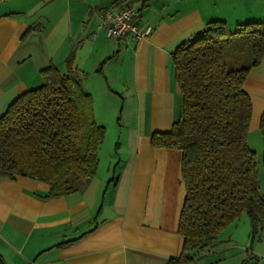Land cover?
<instances>
[{
	"label": "crops",
	"instance_id": "crops-1",
	"mask_svg": "<svg viewBox=\"0 0 264 264\" xmlns=\"http://www.w3.org/2000/svg\"><path fill=\"white\" fill-rule=\"evenodd\" d=\"M122 1L0 0V116L16 97L41 86L42 70L53 65L63 71L74 55L94 115L96 100L104 97V111L123 123L105 165L99 160L81 192L46 201L45 184L0 177V264H166L181 252V153L150 144L153 134L171 131L180 113L172 53L208 22L236 27L262 21L264 11L235 0H136L145 1L137 23L151 26L150 35L113 41L98 14ZM243 89L252 106L247 141L259 157L264 196V58ZM203 253L193 264H264V229L251 248L221 241Z\"/></svg>",
	"mask_w": 264,
	"mask_h": 264
},
{
	"label": "trees",
	"instance_id": "trees-1",
	"mask_svg": "<svg viewBox=\"0 0 264 264\" xmlns=\"http://www.w3.org/2000/svg\"><path fill=\"white\" fill-rule=\"evenodd\" d=\"M238 35L247 36L252 59L229 69L225 55ZM171 57L180 113L171 131L153 134L150 144L181 153L182 248L166 264H193L221 244V234L243 215L249 248L264 229L258 159L247 141L252 106L243 89L250 69L264 58V22L237 25L234 32L224 21L208 22ZM40 75L41 86L16 97L0 116V177L45 184L49 191L41 199L48 201L83 191L95 177L105 128L95 122L74 55L63 71L51 65ZM259 131L264 136V114Z\"/></svg>",
	"mask_w": 264,
	"mask_h": 264
},
{
	"label": "rangeland",
	"instance_id": "rangeland-1",
	"mask_svg": "<svg viewBox=\"0 0 264 264\" xmlns=\"http://www.w3.org/2000/svg\"><path fill=\"white\" fill-rule=\"evenodd\" d=\"M236 3L240 4V6H244V8H252V11L260 12L264 11V0H235ZM131 2V1H130ZM249 2H254L250 7ZM134 5H137V1H133ZM243 22V21H242ZM262 21H249L242 24L247 23H262ZM240 24V23H239ZM236 27L228 26L229 31L235 30ZM249 41L246 35H238L233 36L231 38L230 46L227 48V52L225 55V62L229 69L235 68V63L240 64L239 66H247L252 59L251 50L249 46ZM104 101V102H103ZM97 103H100L99 109H97V115H94L95 122L98 125L105 127V138L103 144L99 151V160L101 161V167L105 165V159L109 154V151L113 149L114 143L117 140L116 129L118 125L122 126V121L120 117L113 115V113H109V107L105 106L104 97H100L99 102L96 100ZM101 102L102 105L101 106ZM93 103V98H92ZM99 105V104H98ZM99 110V111H98ZM104 110H108L105 112ZM96 116V117H95ZM119 118V119H118ZM117 120V121H116ZM124 126V125H123ZM259 160V157H258ZM236 226L228 227L221 235L220 239L222 242L226 244H231L233 247L244 244L245 248L248 249L250 246V242L245 240L250 234V225L248 219L245 215L241 217V219L235 224Z\"/></svg>",
	"mask_w": 264,
	"mask_h": 264
},
{
	"label": "built area",
	"instance_id": "built-area-1",
	"mask_svg": "<svg viewBox=\"0 0 264 264\" xmlns=\"http://www.w3.org/2000/svg\"><path fill=\"white\" fill-rule=\"evenodd\" d=\"M140 9V3L135 6L134 3L125 0L118 7L100 10L98 17L106 38L113 41H118L125 36H131L136 40L147 38L152 27L149 25L139 27L137 21Z\"/></svg>",
	"mask_w": 264,
	"mask_h": 264
}]
</instances>
